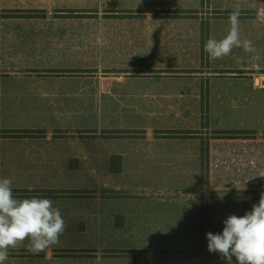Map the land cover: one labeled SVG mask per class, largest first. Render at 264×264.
<instances>
[{
	"label": "crops",
	"instance_id": "1",
	"mask_svg": "<svg viewBox=\"0 0 264 264\" xmlns=\"http://www.w3.org/2000/svg\"><path fill=\"white\" fill-rule=\"evenodd\" d=\"M236 8L255 51L210 61L204 45L227 35ZM6 9L37 13L0 20V127L38 134L0 140V177L10 168L33 183L19 189L53 200L66 221L60 237L122 229L126 202L167 203L204 184L250 193L252 204L235 207L259 203L264 0H0ZM229 130L253 134L215 135Z\"/></svg>",
	"mask_w": 264,
	"mask_h": 264
},
{
	"label": "rangeland",
	"instance_id": "2",
	"mask_svg": "<svg viewBox=\"0 0 264 264\" xmlns=\"http://www.w3.org/2000/svg\"><path fill=\"white\" fill-rule=\"evenodd\" d=\"M220 132L223 131L215 135L222 136ZM206 146L208 153V143ZM9 169L2 174L12 180V187L30 186V178L25 180L29 183L25 186L17 172ZM204 185L198 190L174 193L175 200L167 203L152 200V196L141 202H126L124 208L130 220L119 230L114 229L115 224L107 223L106 232H89L88 236L75 232L76 238L60 237L58 245L39 254L28 251L25 241L24 246L10 250L6 264H228L218 252H209L206 234L222 233L230 215L243 216L250 211L245 206L235 207L236 203L252 204L253 199L247 200L250 193L245 191L231 193ZM237 210L241 213L237 214ZM96 227L93 225L92 230ZM232 264H238L235 257Z\"/></svg>",
	"mask_w": 264,
	"mask_h": 264
},
{
	"label": "clouds",
	"instance_id": "3",
	"mask_svg": "<svg viewBox=\"0 0 264 264\" xmlns=\"http://www.w3.org/2000/svg\"><path fill=\"white\" fill-rule=\"evenodd\" d=\"M239 15V8L230 13L226 36L206 41L204 51L210 61L223 59L237 47L248 53L255 51L251 40L241 38ZM65 228L66 221L53 200L18 198L13 193L12 180L0 177V264H6L10 250L24 246L25 241L28 251L34 254L58 245ZM206 235L209 252H218L228 264H232L233 257L238 264H264V193L245 215H230L222 233Z\"/></svg>",
	"mask_w": 264,
	"mask_h": 264
},
{
	"label": "trees",
	"instance_id": "4",
	"mask_svg": "<svg viewBox=\"0 0 264 264\" xmlns=\"http://www.w3.org/2000/svg\"><path fill=\"white\" fill-rule=\"evenodd\" d=\"M109 6L112 8H116L117 2L111 1L109 3ZM36 13H37V11L33 12V11H24L21 9H15V10L6 9V10L0 11V20H1V18H5V17H30V16H35ZM166 14L171 15V11L166 12ZM241 14L242 13H240V15ZM206 30H207V26H205V24H204L203 25V33H206ZM201 116H202V122H205L208 119L207 111H203ZM246 132H248V131L229 130V131H223L220 133L224 137H237V136H241L242 133H246ZM155 133L161 134L159 131H157ZM32 134H38V133H35V131H31V130H27V129L14 130V129H3L0 127V140L2 138H5V137H18V136H25V135H32ZM163 134L168 135V136H179V135L193 134V132L192 131H166V132H163ZM206 143H207V141H205L203 143V146H202V158H203V163H206V170H207V154L208 153H207ZM115 161L117 163V167L115 168V170H121V159H120V157H114L112 163L114 164ZM114 172H119V171H114ZM207 176H208L207 171H205L203 169V171H202L203 180H204V178L207 179ZM36 192H39V191L25 190V189H13V193L16 197L28 198V197L38 196L37 194H39V193L43 194V191H41L39 193H36ZM47 195L54 197V196H59L62 194L58 193L56 191H49L47 193Z\"/></svg>",
	"mask_w": 264,
	"mask_h": 264
}]
</instances>
